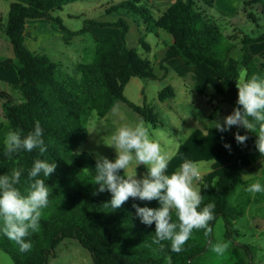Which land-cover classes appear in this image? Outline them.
<instances>
[{"label": "trees", "instance_id": "16d2710c", "mask_svg": "<svg viewBox=\"0 0 264 264\" xmlns=\"http://www.w3.org/2000/svg\"><path fill=\"white\" fill-rule=\"evenodd\" d=\"M3 1L10 2L5 34L12 45L15 68L22 81L11 87L19 94V99L0 91L3 114L0 122V175H10L13 169H21L16 187L26 195L28 172L34 161L43 159L56 164L50 177L46 179L41 174L50 188L49 205L43 210L39 231L26 237L32 243V249L20 252L19 246L0 232V250L10 256L12 264H48L60 243L67 239L78 241L90 253L92 264H200L201 258L210 252L213 229L219 218L225 221L226 239L233 243L236 236L233 223L242 216L249 200L238 198L235 205L230 203L242 186L245 168L232 157L229 156L227 168L213 183L199 184L203 196L201 208L208 203L215 204L216 219L210 222L212 232L206 236L203 229L194 230L179 253L171 251L169 241L161 242L163 248L153 243L155 223L149 226L141 222L133 207L137 203L133 200L129 198L120 208L112 209L108 205L110 192L106 190L94 195L99 188L98 184L92 183L95 173L74 166L71 157L88 138L90 113L105 118L118 103L126 104L153 128L162 127L159 115L153 109L132 104L124 91L133 78L152 81L166 78V64L173 59H181L190 67L206 68L218 81L216 95L233 108L238 107L236 81L240 69L247 70L248 78L253 74L264 77L259 60L250 51L251 45L264 42V34L258 38L244 37L241 57L234 59L229 56L231 48H222L224 36L219 27L201 10V6L212 8L214 0H177L158 19L147 7L140 5L141 0L126 1L112 6L108 13H122L127 18L140 17L147 32L161 30L172 37V43L159 62L164 74L157 75L149 60L142 58L135 49L126 47L129 26L123 19L108 24L89 20L85 24L121 29L120 43L118 45L112 36L96 38L93 61L79 64L76 67L79 76L73 77L48 56L29 51L25 46V29L27 20L44 19L58 25L66 36L86 33V29L69 31L62 20L54 16L55 12L81 0ZM257 1L260 0L245 2L242 8L254 23L255 17L248 10ZM139 43L145 51L150 50L143 36ZM199 92L204 97L203 89ZM158 98L161 103H166L175 98V91L168 86ZM219 111L218 106L213 107L209 118L213 119ZM36 121L43 129L42 138L47 151L41 155L38 149L32 152L20 150L11 158L5 156L7 132L18 130L26 136L34 130ZM248 132L256 142V133ZM220 135L224 145L230 143L240 148L235 134L230 138L224 133ZM242 157L245 160L261 158L257 149L252 155ZM172 220L178 222L174 210Z\"/></svg>", "mask_w": 264, "mask_h": 264}, {"label": "clouds", "instance_id": "9594fccd", "mask_svg": "<svg viewBox=\"0 0 264 264\" xmlns=\"http://www.w3.org/2000/svg\"><path fill=\"white\" fill-rule=\"evenodd\" d=\"M236 87L239 106L224 118L223 123L213 122L214 127L220 132L228 131L232 126L255 132V147L260 156L264 157V77L253 74L248 78L247 70L241 69ZM42 137L43 129L39 121H36L34 130L26 136L18 130L7 132L4 139L5 156L11 158L20 150L32 152L35 149L41 155L44 154L47 147ZM248 138L247 135L235 133L238 144H245ZM105 144L113 147L117 155L113 162L102 154H96L95 167L98 171L92 183L98 184L99 188L94 195L106 190L110 192L108 205L112 209L120 208L129 198L146 202L157 200L158 208L140 207L137 204H133V207L143 224L150 226L155 223L153 243L163 248L161 242L169 241L174 253L182 251L194 230L203 229L206 236L212 232L210 222L216 219L215 204L208 203L201 208L203 196L198 182L202 172L199 164L185 160L178 170L171 175L166 174L170 156L158 141L150 137L149 127L143 121L134 126L123 125L117 128L110 142ZM225 147L230 149L228 144ZM133 164L134 174L122 178L120 170L127 173ZM140 165L147 166L148 173L142 179H137L135 169ZM55 169V163L35 160L28 172L29 187L26 195L16 187L22 175L21 169H13L10 175H0V232L14 241L20 252L32 249L33 245L26 237L39 231L43 210L49 205L50 188L41 174L47 179ZM249 176L243 175L245 179ZM246 191L255 195L264 192V186L255 182ZM173 210L178 222L172 220ZM229 243L217 242L212 245V251L222 256L228 250Z\"/></svg>", "mask_w": 264, "mask_h": 264}, {"label": "rangeland", "instance_id": "374dc122", "mask_svg": "<svg viewBox=\"0 0 264 264\" xmlns=\"http://www.w3.org/2000/svg\"><path fill=\"white\" fill-rule=\"evenodd\" d=\"M91 1L96 0H82L75 4L68 5L63 8V11L55 12L54 16L62 18L69 31L79 32L85 28L86 19L97 18V13H94L91 9ZM126 1L131 0H111L108 5L116 6ZM253 1L254 0H251L249 2ZM140 5L146 6L147 2L142 3L141 1ZM243 5L244 3L241 5V10L232 17H223L216 13H214V16L209 17L210 20L219 27L224 36L222 48H231L229 56L234 59H239L241 57V49L243 47L242 40L244 37L258 38L264 34V0L252 3L248 10L255 17L256 23L248 19L247 15L242 11ZM0 6L9 9L10 2L0 0ZM68 16L73 17L69 18ZM7 17L8 15L6 13L2 14L4 28L7 24ZM112 17L115 19L116 15ZM129 24L130 32L127 37L128 48L135 49L142 58L149 60L152 63L155 73L159 76L162 75L163 73L160 69L159 61L162 56L161 50L163 46L161 44L156 46L159 42L157 38L159 30L155 33L146 32V25H144L140 17L130 18ZM139 30L142 31L145 41L152 46L153 52L151 54L149 51H145L139 44ZM161 33L171 38L169 34L165 32ZM57 43V41H54L50 46V48H52V54L51 52L50 54H45H47L53 62L58 63L59 60H61V62H66V65L69 66V63H72V59L66 56H72V52L63 56L62 53L58 52L59 47ZM45 46L47 45L45 44L44 47ZM73 46L86 49L87 53L85 55V61L83 62H91L93 60L94 44L89 35H80L75 39ZM251 47L252 45L250 48ZM171 70L168 76L162 80L152 81L134 78L125 88V95L133 104L139 105L140 107L147 106L159 115V120L163 125L162 127L155 129L152 125L146 124L141 116L124 103H118L116 108L106 118H99L95 112H91L87 123L88 138L71 157L72 164L80 169L91 171L96 174L97 172L93 170L96 168L97 153L102 154L104 157L114 162L117 155L116 150L113 147L107 146L105 143L110 142L111 135L114 134L117 128L123 125L134 126L143 121L145 126L149 127L150 137L158 141L162 149L167 152L169 156L176 154L180 144L185 142L196 126L214 127L213 122L208 118V114L204 109H198L197 106L194 108L189 106L187 103L188 99L182 93L179 94L177 104H174L171 100L166 102V104H162L159 101V93L168 86L175 87L177 90L184 84V88L186 89H189L191 86L188 82L189 79L184 80V78L181 77V71L179 69L176 71L174 67ZM67 72L70 76H79L76 70L74 71L72 68ZM205 87L208 96L211 97L216 95L215 88L211 84L206 83L204 85V88ZM8 92L15 99H19V94L13 91L11 87ZM194 93L196 97H198L197 93ZM144 103H146V105H144ZM232 107L233 106L229 104L225 105L226 109H234ZM226 116H228V114H226ZM2 120L3 114L0 104V122ZM186 160L189 161V159ZM194 163L200 165L201 172L205 170L204 161ZM140 166L145 167L146 172L139 168ZM140 166L135 169L137 179H142L148 173L147 166ZM121 171L123 172V170ZM123 174L125 177L129 174H134V164L130 166L127 173ZM240 191L241 189H238V193ZM230 203L235 205V200L231 198ZM253 209V211L252 208L246 211L233 223L234 231L236 232V236L234 237L235 241L233 243L228 241L225 237V221L222 218L217 220L213 229L210 252L207 257L201 258L200 264H264V201L253 204ZM217 242H230L228 250L222 256L212 251V245ZM243 247H247L249 250ZM55 253V256L50 257L48 264H92L90 253L76 240H64L57 247ZM0 264H12L10 256L2 250H0Z\"/></svg>", "mask_w": 264, "mask_h": 264}, {"label": "crops", "instance_id": "0c3cea01", "mask_svg": "<svg viewBox=\"0 0 264 264\" xmlns=\"http://www.w3.org/2000/svg\"><path fill=\"white\" fill-rule=\"evenodd\" d=\"M109 1L111 0L91 1L90 2L91 9L93 10L94 13H97L96 16L97 18H88L85 20V22L90 20L102 24H108V23H117L120 19H123L129 26V31L126 34V47L128 48L127 37L130 32V24H129L130 18L122 16L121 15L122 13H108L109 9L112 7L108 5ZM141 1L142 3L147 2V5L145 7H147L150 10L152 16L155 19H158L167 9H169L173 4H175L177 0H141ZM249 1L251 0H214V4L212 8L206 9L203 6H201V10L209 17L214 16V13L221 15L223 17H232L241 10V5L243 3ZM9 10H10V6L9 9H5L0 6V91H6V92H8L10 87H12L13 85H17L22 81V79L18 76L17 70L15 68L16 59L12 45L5 34L6 26L4 28L2 22L3 21L2 14L6 13L8 15ZM113 15H116L115 19L114 17H112ZM68 17L72 18L73 16H68ZM59 19L62 20L63 24L65 23L62 18ZM84 29H86V33L81 35H89L91 37L94 44V55L96 48V43H95L96 38L102 36H112L115 39V41L118 43V45L120 43L122 30L119 28L96 27L90 24H85ZM146 29L147 27L145 28V31ZM140 31L141 30H139L140 38H141L143 34L142 31L141 32ZM161 32L163 31L161 30L158 31L157 38L159 42L156 44V46H159V44L163 46V49L161 50V55H162L161 59H162L167 51V46L172 43L173 39L172 37L171 38L166 37ZM79 36L80 35L72 36V37L66 36L58 25L44 19L26 21L25 46L29 51L36 54H43L47 56V54L45 53L50 54L52 49L50 48V46L53 44L54 41H57L59 47L58 52L62 53L63 56H66L68 53L72 52L71 53L73 54L72 56H66L72 59V63H69V66L66 65V62H61V60H59V62L56 63L59 66V68L65 73H68L67 71H69L71 68L75 71L76 67L79 64H88L93 61L92 60L91 62H83L85 61V55L87 53L86 49L73 46L75 39L78 38ZM45 44L47 46L44 47ZM148 45L150 46L149 52L151 54L153 52V48L150 44ZM250 51L259 60L260 66L264 70V42L253 44L252 47L250 48ZM166 67H167V76L172 71L171 69L175 67L176 71H178V69L181 71L180 75L182 78H184V80L189 79L188 82L191 85L189 89H186L184 88L185 85L184 84L178 90L175 87L171 86L175 91V98L171 100L172 102H174V104L178 103L179 94L182 93L188 99L187 103L189 106H192L193 108L197 106L198 109L199 108L204 109V111L208 114V118L212 112L213 107L218 106L220 108V111L213 119L210 118L209 119L212 122L219 121L221 123H223L226 114L230 115L232 113V110H234V109L231 110L226 109L225 105L226 104L231 105V104L227 101L224 102L221 97H218L217 95L210 97L207 95L206 87L204 88V85L206 83H209L214 88H216L218 81L206 68L187 66L181 59L170 60L169 62H167ZM162 73L164 74L163 71ZM192 86L194 87V89ZM201 89H203L204 91V97L200 96L199 91H201ZM194 92L197 93L198 97H196ZM124 95H125V91H124ZM125 97L129 102H131V100H129V98H127L126 95ZM230 98L232 97L230 96ZM162 104H166V103H162ZM144 105H146V103H144ZM116 106L112 109V111L116 108ZM236 132H241L243 135H247L249 137L248 140L245 142V144L240 145L239 149L235 148L230 143H228V145H230V149L226 148L225 145L222 143V137L220 133H224V135L227 138H230L233 137ZM255 149H256L255 141L252 135L249 134L247 129H243V127L232 126L230 130L225 132H220L218 129H216L213 126H206V127L196 126L195 129L192 130V132L189 134L185 142L180 144L176 154L170 156L166 174L171 175L174 171L178 170L186 159H189V161L192 162L204 161L205 170H203L202 178L198 182V187H199L200 183L210 184L213 183L218 177H220L228 166L229 156L232 157L236 161L243 164V166L245 167L243 171V175L245 174L250 175L246 179L242 176L243 183L240 188L241 191L239 193L237 191L235 197L233 198L234 200L238 198L240 199L248 198L249 204L244 210L243 212L244 214L246 211L251 210V208L252 211L254 210L253 204H258L264 201V192L256 193L255 195H253L246 191V188L250 184L255 182H259L262 186H264V163H261V161L264 160V157H261L259 159H248V160H245L242 157L245 154L252 155L255 152ZM139 168L143 169V171L146 172L145 167L140 166ZM95 169L93 171L97 172L98 170ZM120 175L122 176V178H126L121 170H120ZM130 199L133 200L138 205H140L141 207H145V206L150 208L159 207V202L157 200L146 202V201H140L139 199H132V198Z\"/></svg>", "mask_w": 264, "mask_h": 264}]
</instances>
